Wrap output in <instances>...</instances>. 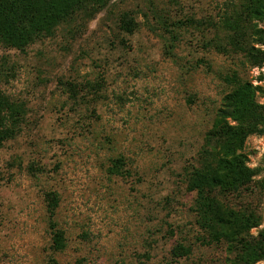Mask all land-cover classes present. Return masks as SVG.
I'll use <instances>...</instances> for the list:
<instances>
[{"label":"rangeland","instance_id":"1","mask_svg":"<svg viewBox=\"0 0 264 264\" xmlns=\"http://www.w3.org/2000/svg\"><path fill=\"white\" fill-rule=\"evenodd\" d=\"M230 0H114L59 24L24 52L0 48V90L25 104L0 149V264H227L225 244L201 243L186 173L232 72L260 88L264 63L219 53L217 21ZM126 13L136 22L119 30ZM258 29L263 31L264 24ZM256 39L254 48L264 52ZM254 194L264 229V136H250ZM122 160L129 175L110 173ZM58 196L65 248L52 256L44 195ZM178 244L187 257L172 260ZM264 264V262L259 263Z\"/></svg>","mask_w":264,"mask_h":264},{"label":"trees","instance_id":"2","mask_svg":"<svg viewBox=\"0 0 264 264\" xmlns=\"http://www.w3.org/2000/svg\"><path fill=\"white\" fill-rule=\"evenodd\" d=\"M114 0H0V48L19 52L35 41L50 37L55 28L76 12L103 10ZM217 21L222 33L221 43L214 47L219 53L240 56L250 68L261 67L264 52L254 48L252 40L264 45V0H230L220 9ZM119 30L132 34L136 22L123 13L118 18ZM262 33V34H261ZM9 72L6 57L0 56V77ZM229 90L223 95L205 132L195 164L186 173V191L193 195L192 213L203 234L201 243L225 244L231 257L227 264H259L264 262V229L256 209L241 210L234 202L254 194L257 171L248 167L244 154L250 136H264V103L258 101L260 88L243 80L237 72L223 78ZM25 112V104L10 99L0 90V149L13 138ZM264 167V156L262 159ZM110 173L129 175L122 160L112 162ZM45 213L51 232L52 256L65 248L64 233L56 226L58 196L44 195ZM190 249L178 244L170 251L172 260L187 257ZM51 262L55 261L50 258Z\"/></svg>","mask_w":264,"mask_h":264}]
</instances>
